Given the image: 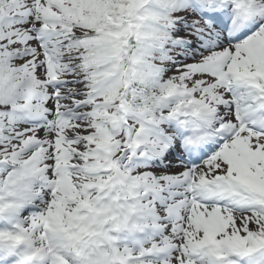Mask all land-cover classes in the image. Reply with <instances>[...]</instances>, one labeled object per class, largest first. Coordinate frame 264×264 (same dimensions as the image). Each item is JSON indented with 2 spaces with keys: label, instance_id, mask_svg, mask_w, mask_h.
<instances>
[{
  "label": "snow or ice",
  "instance_id": "obj_1",
  "mask_svg": "<svg viewBox=\"0 0 264 264\" xmlns=\"http://www.w3.org/2000/svg\"><path fill=\"white\" fill-rule=\"evenodd\" d=\"M0 264H264V0H0Z\"/></svg>",
  "mask_w": 264,
  "mask_h": 264
}]
</instances>
